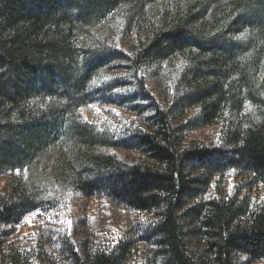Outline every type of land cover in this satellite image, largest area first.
I'll list each match as a JSON object with an SVG mask.
<instances>
[{"label": "trees", "instance_id": "16d2710c", "mask_svg": "<svg viewBox=\"0 0 264 264\" xmlns=\"http://www.w3.org/2000/svg\"><path fill=\"white\" fill-rule=\"evenodd\" d=\"M0 264H264V0H0Z\"/></svg>", "mask_w": 264, "mask_h": 264}, {"label": "rangeland", "instance_id": "374dc122", "mask_svg": "<svg viewBox=\"0 0 264 264\" xmlns=\"http://www.w3.org/2000/svg\"><path fill=\"white\" fill-rule=\"evenodd\" d=\"M21 174H22V172L16 171L15 173H13V174H11L9 176L8 175L0 176V181H2V183H3L6 178H8V177H10V178L17 177V176H20ZM2 183L0 182V185Z\"/></svg>", "mask_w": 264, "mask_h": 264}]
</instances>
